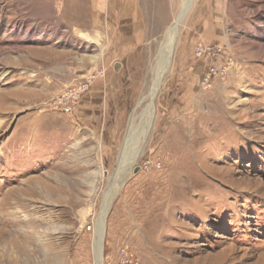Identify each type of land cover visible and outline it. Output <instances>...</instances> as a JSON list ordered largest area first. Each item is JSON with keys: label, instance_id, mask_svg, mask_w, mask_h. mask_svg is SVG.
I'll list each match as a JSON object with an SVG mask.
<instances>
[{"label": "rangeland", "instance_id": "374dc122", "mask_svg": "<svg viewBox=\"0 0 264 264\" xmlns=\"http://www.w3.org/2000/svg\"><path fill=\"white\" fill-rule=\"evenodd\" d=\"M188 1L0 0V264H96L105 213L103 264H264V0H192L153 96Z\"/></svg>", "mask_w": 264, "mask_h": 264}, {"label": "bare ground", "instance_id": "6f19581e", "mask_svg": "<svg viewBox=\"0 0 264 264\" xmlns=\"http://www.w3.org/2000/svg\"><path fill=\"white\" fill-rule=\"evenodd\" d=\"M191 2H192V0H189L187 2L186 7H185L182 15L178 18V20L175 22V24L168 31L165 44L163 45V48H162V51H161V56H160V59H159V63L157 65L158 76H157V79L155 81L154 90H153V96L155 95L156 88L158 87V85L160 83V79H161L164 71H166V69L168 68V66L170 64L171 54L174 55V52H172L173 45H174V38H175V36H176V34L178 32V28H179L180 24L182 23L185 15L187 14V11H188L187 8H189L188 4L191 3ZM95 7L96 6H94V11L92 13L93 14V20H94V21L91 20L92 23L91 22H89V23L85 22V20L83 21V20H75L74 19L72 24L75 25V26L76 25L77 26L78 25H82V24H85V23L88 26H91V24H93V22H94V25L101 24L100 18H98V16L101 15L102 10L100 8H95ZM114 7L115 6L113 5V9L115 10ZM86 38H89V36L87 35ZM153 117H154V111L152 110L149 120H152ZM146 122H147V120H146ZM145 126H147V124L144 125L143 129L145 128ZM148 128H149V124L144 129V132L142 134H140L141 138L144 137V135L147 133ZM137 155H138V152L135 154L134 160L131 162L132 164L134 162L138 161L137 158H139V157ZM124 162L126 163V161H124ZM104 217H106V213L104 214L103 218ZM103 218L100 221L99 226L97 227L96 233H95L94 252H95V258H96V264H103V242H104V238H105V235H104V232H103V228H102L103 225H104L103 224Z\"/></svg>", "mask_w": 264, "mask_h": 264}, {"label": "built area", "instance_id": "2783aa9c", "mask_svg": "<svg viewBox=\"0 0 264 264\" xmlns=\"http://www.w3.org/2000/svg\"><path fill=\"white\" fill-rule=\"evenodd\" d=\"M222 53V49L220 47L212 46V45H199L195 49V54L199 59H207L212 60ZM225 71L217 66H211L206 72L205 76L202 80V85L206 86L210 79L215 76H219L224 74ZM88 88V85H84L79 89H70L60 100L59 106L62 111L66 114H72L75 107L80 103L83 93Z\"/></svg>", "mask_w": 264, "mask_h": 264}, {"label": "water", "instance_id": "95a60500", "mask_svg": "<svg viewBox=\"0 0 264 264\" xmlns=\"http://www.w3.org/2000/svg\"><path fill=\"white\" fill-rule=\"evenodd\" d=\"M138 169H139V168H138ZM138 169H137V170H138ZM103 224H104V225H103L102 228H103V232H104V235H105V231H106V217L103 218Z\"/></svg>", "mask_w": 264, "mask_h": 264}, {"label": "crops", "instance_id": "0c3cea01", "mask_svg": "<svg viewBox=\"0 0 264 264\" xmlns=\"http://www.w3.org/2000/svg\"><path fill=\"white\" fill-rule=\"evenodd\" d=\"M134 8H142L141 6H134Z\"/></svg>", "mask_w": 264, "mask_h": 264}]
</instances>
